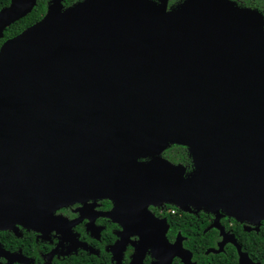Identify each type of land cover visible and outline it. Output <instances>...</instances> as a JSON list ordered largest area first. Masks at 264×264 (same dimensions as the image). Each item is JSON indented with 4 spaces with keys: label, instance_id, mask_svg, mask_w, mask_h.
<instances>
[{
    "label": "water",
    "instance_id": "obj_1",
    "mask_svg": "<svg viewBox=\"0 0 264 264\" xmlns=\"http://www.w3.org/2000/svg\"><path fill=\"white\" fill-rule=\"evenodd\" d=\"M35 1L12 0L0 11V38ZM61 1L0 47V229L18 217L38 227L85 192L67 189L82 174L83 183H104L102 193L118 183L125 201L146 213L170 203L258 230L262 15L229 0H185L170 11L151 0H82L64 9ZM171 144L186 148L189 172L159 156ZM128 238L121 235L120 251ZM228 241L236 244L225 236L206 253ZM148 247L153 264H195L181 238L169 243L163 234L141 237L130 264H142ZM236 248L238 264H263Z\"/></svg>",
    "mask_w": 264,
    "mask_h": 264
},
{
    "label": "flooded vegetation",
    "instance_id": "obj_2",
    "mask_svg": "<svg viewBox=\"0 0 264 264\" xmlns=\"http://www.w3.org/2000/svg\"><path fill=\"white\" fill-rule=\"evenodd\" d=\"M51 1L36 0L29 12L5 26L0 38V47L6 40L42 20ZM80 1L82 0H76L65 5V0H62L61 3L64 9ZM151 1L159 5L165 3L166 10L170 11L185 0ZM229 1L241 9L260 13L264 19V0ZM40 2L44 6L41 17L26 25L18 33L8 35L7 31L30 15ZM11 3L12 0H8L6 4L0 6V11L9 7ZM176 146L179 145H169L162 150L159 156L172 164H181L180 162H173L166 155L170 149L174 151ZM153 156L140 158L138 161H150L155 158ZM187 157L190 164L185 166L189 172L192 169L190 166L192 160L189 156ZM71 179L73 181L68 184L67 189L75 188V192L77 189L85 192L77 194L71 202L57 208L51 216L43 217L38 227L36 226L37 222L25 223L23 222L25 219L18 217L21 220L20 223L14 224L12 228L0 229V264H130L140 238L150 239L154 236H160V234L165 235L169 243H173L177 237L181 238L183 248L191 252V261L198 264L193 252L184 246L187 235L181 232L182 228L177 221L181 212L184 211L173 204L163 203L161 205H148V212L146 213L144 207L140 205L141 203L129 204L125 201V192L117 190L119 184L116 182H109L112 191H114H110L111 193L103 191L106 196H102L101 188H103L104 183L99 184V186L94 181L83 183L82 174L73 175ZM184 213H189L195 218L193 228L185 227V232L189 234V230L192 231L191 234L203 235L206 244L204 254H212L209 261H213L214 255L223 253L226 249H234L238 260L236 244L244 251V241L254 236L258 238L260 228L264 224V220H261L259 228L256 230L253 223L249 221L238 222L226 215L221 216L216 222V214L211 212L193 210ZM215 223L218 226L214 225ZM200 228L202 229L200 230ZM121 235H128L129 237L122 251H120V247H116ZM225 236L234 240L236 244L228 241L224 244L223 251L206 253L208 249H218ZM148 244H153V242L149 240ZM155 262L156 259L152 255L151 248L148 247L142 264ZM172 264L184 263L179 257H174Z\"/></svg>",
    "mask_w": 264,
    "mask_h": 264
},
{
    "label": "trees",
    "instance_id": "obj_3",
    "mask_svg": "<svg viewBox=\"0 0 264 264\" xmlns=\"http://www.w3.org/2000/svg\"><path fill=\"white\" fill-rule=\"evenodd\" d=\"M8 0H0V6L6 4ZM76 0H65V5H68ZM44 12V6L43 3L40 2L38 7L34 9V11L28 15L26 18H24L20 23H17L14 25L13 28L7 31L8 35H13L21 31L26 25L38 20L42 13ZM176 149L172 151V149L169 150V152L166 153V155L173 161V162H180L183 165H189L190 161L188 160L187 150L184 146H176ZM189 163V164H188ZM192 166V165H190ZM194 217L190 215L189 213L181 212V216L177 219L181 226V232L183 234L187 235V239L184 241V246L188 249H190L195 258L197 259L198 264H238L237 255L234 249H226L225 252L219 253L217 255H214L213 261H209L210 255H205V242L204 237L198 236L195 233H190L192 231L188 232L187 234L184 230L186 228L192 229L194 226ZM202 228H200L201 230ZM199 230V231H200ZM264 224H262L259 232V236L257 237H251L244 241L243 243V250L246 251L249 255V257L253 261L261 262L264 264Z\"/></svg>",
    "mask_w": 264,
    "mask_h": 264
}]
</instances>
